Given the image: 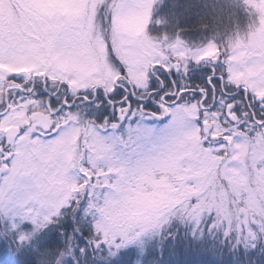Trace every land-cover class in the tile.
<instances>
[{"label":"snow or ice","instance_id":"6c2138e0","mask_svg":"<svg viewBox=\"0 0 264 264\" xmlns=\"http://www.w3.org/2000/svg\"><path fill=\"white\" fill-rule=\"evenodd\" d=\"M244 2L250 38L225 55L178 26L150 36L167 23L152 0H0V240L16 264L264 257V0ZM68 215L72 232L49 235Z\"/></svg>","mask_w":264,"mask_h":264},{"label":"trees","instance_id":"16d2710c","mask_svg":"<svg viewBox=\"0 0 264 264\" xmlns=\"http://www.w3.org/2000/svg\"><path fill=\"white\" fill-rule=\"evenodd\" d=\"M175 3L179 4V8L175 9ZM189 4L188 7H185L184 4ZM168 6L174 5V9L168 10L166 12L167 16V25H165V29L167 30H177V26L183 29V34L188 37H206L213 35L216 38H219L218 30L214 28L215 21L213 20V16L211 15L213 8L210 6L212 4V0H167ZM174 10V11H173ZM171 20V23H170ZM173 21V22H172ZM207 76V72L205 71V66L194 68L188 74V80L192 86L202 85L205 82V77ZM71 219L68 217V221L63 224V228L58 230V227L53 226L49 235L53 233H59L61 231H67L69 233L72 232V228L68 227L70 225ZM63 239V238H62ZM81 239H84L81 237ZM85 242H87L85 240ZM77 243H80L78 240ZM80 245V244H79ZM81 246V245H80ZM183 252L185 254L195 253L196 255H200L203 253V249L189 248L188 244L185 242L183 244ZM171 258L176 259V254L171 249H169ZM228 253L225 252L223 257L217 255L215 259L217 261L223 259H228ZM236 259L235 256L232 257ZM17 255L14 251V245H12L11 241L0 240V264H16ZM101 262V263H100ZM81 264H104V258H98L95 255L94 251L91 248H88V253L86 256L82 257ZM242 264H264V257H262L259 253L255 255H245L243 257Z\"/></svg>","mask_w":264,"mask_h":264},{"label":"rangeland","instance_id":"374dc122","mask_svg":"<svg viewBox=\"0 0 264 264\" xmlns=\"http://www.w3.org/2000/svg\"><path fill=\"white\" fill-rule=\"evenodd\" d=\"M152 2L155 3V10L153 12L152 19L155 20L156 17H163L167 20L166 12L168 10L174 9V5L168 6L167 0H152ZM184 5L185 7L189 6L188 3L187 4L185 3ZM178 6L179 4L175 3L176 10L179 8ZM210 6L213 8L211 15L213 16V20L215 21L214 28L218 30L217 33L219 34L218 35L219 38H216L213 35L206 36L204 38L201 36L187 38L184 34H183V38L184 41L187 44L191 45L192 47L202 48L208 45L209 43L214 42L220 48L221 52L225 53L226 55L229 51L230 44H233L240 39L246 42L250 38V25L252 24V21L247 13L244 0H212V4H210ZM165 25L167 24H164L161 27H156L154 24H151L148 29V34L153 37H160L163 31L166 30L168 33V40L169 42H171L176 37V30L175 29L174 30L171 29V31L167 30L164 28ZM255 26L256 27L260 26L259 21L256 22ZM251 31L254 32V28H252ZM223 58L224 57H221V59ZM222 67L223 65H218V68H222ZM165 122H166V118L162 117L157 126H163V123ZM248 162L250 165L249 172L255 175V172L251 167V164L253 163L251 156H249ZM257 166L259 167L260 165ZM140 195L146 201H150L154 197L160 195V193L153 191V189L149 188L147 191L141 192ZM68 217L71 219L72 222L71 215H68L62 219L61 221L62 225L66 221H68ZM60 228L61 227L59 226L58 230ZM78 244H80L81 245L80 247L82 248L88 247V244L85 241L83 243L80 242ZM94 253L95 255H97L98 258L103 257V254L99 251H94Z\"/></svg>","mask_w":264,"mask_h":264}]
</instances>
